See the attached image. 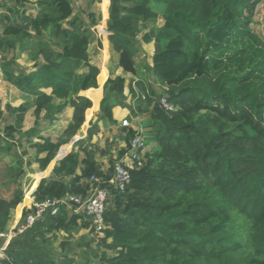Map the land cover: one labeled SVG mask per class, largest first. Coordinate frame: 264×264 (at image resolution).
<instances>
[{"label":"trees","instance_id":"1","mask_svg":"<svg viewBox=\"0 0 264 264\" xmlns=\"http://www.w3.org/2000/svg\"><path fill=\"white\" fill-rule=\"evenodd\" d=\"M95 1L101 2H90ZM254 1L102 2L106 16L110 3L108 39L125 73H137L139 34L145 29L143 41L155 42L148 68L161 92L140 83L141 93L132 89L135 109L127 102L126 77L108 78L97 121L87 136L32 186L38 185L36 201L87 195L93 175L108 181L114 171L115 158L110 157L108 170L97 159L104 153L92 141L99 122L117 124L116 106L129 108L139 118L147 114L140 129L121 128L127 145L141 136L147 149L146 138L152 147L124 189L111 187L101 253L96 254L100 264H264V35L256 29L258 20L250 6ZM74 2L1 3L0 68L5 81L35 97L36 120L24 131L31 102L6 106L14 119L6 116L0 153H14L5 185L15 188L11 197L0 193V233L9 232L15 208L20 215L32 202L30 192L25 196L24 157L31 152L27 164L37 162L45 169L61 146L86 127L92 100L95 107L87 118L98 108L101 94L89 89L98 88V77L107 75L92 62L89 46L101 17L93 10L76 9ZM32 4L35 13H29ZM17 52H30L36 62L23 65L13 54ZM86 90L92 99L81 94ZM162 96L175 110L162 106ZM69 107L73 116L61 135H43L42 123L57 120ZM64 147L67 151L71 143ZM31 210L25 209L23 218ZM91 225L86 214L61 204L56 214L48 212L13 236L0 264H59L60 250L69 242L54 247L55 234L61 231L72 238ZM5 239L0 237V247Z\"/></svg>","mask_w":264,"mask_h":264},{"label":"rangeland","instance_id":"2","mask_svg":"<svg viewBox=\"0 0 264 264\" xmlns=\"http://www.w3.org/2000/svg\"><path fill=\"white\" fill-rule=\"evenodd\" d=\"M5 1H7L9 3L11 0H0V14L3 12L4 7H5L3 4L1 5V3L5 2ZM90 1L91 0H75L74 6L76 9L81 8V7H85L86 10H92V9L94 11L96 10L98 17L100 18L102 16L101 19L99 20L98 25H100V28L102 26V28H104L106 30V22L108 21V17H109V5H110V3L107 7L108 16H106L105 13L102 12L103 11L102 2L99 5V4L91 3ZM32 5L33 6L30 8L29 13H34L37 9L35 4H32ZM250 6L254 9V14L256 17L255 19L258 20V24H256V29L260 34L264 35V0H255L254 2H252L250 4ZM101 13H102V15H101ZM161 24H162V22L160 21L158 25L160 26ZM146 31L147 30L144 29V31L142 33H140L138 36V39L141 41V46L135 55V61H136L138 73L135 75L132 73H124L123 72V74H124L123 76L126 77L125 94L128 96L127 102H130L131 105H133L135 107V109H137L138 104H136L134 102V100L136 99L135 98L136 96L133 95L132 89L135 92L141 93V87L139 85V81H141L144 78V76H146V74L144 73V63L147 64V63H149V61H151V63H153V54L155 52L154 51L155 50L154 45L150 46L148 48L150 50V52H148L147 50H145L143 48V43H147V42H144L142 39L143 35ZM1 32H2V28L0 27V33ZM106 33L109 35L108 30L106 31ZM93 34L94 35H93L92 39L94 40V44L92 45L91 53L95 57L99 56L98 58H100L102 55H104V52L100 55L101 49H99V47H101V46H99V44H97V41L95 40V31ZM99 35H101V34H99ZM89 49H90V46H89ZM110 51H111V53L114 52L111 45H110ZM115 53H117V52H115ZM13 54H16L18 61L20 63H22L23 65H26L28 67H32V65L36 62L30 52H19V53L17 52V53H13ZM104 56H102L100 58L101 64L104 63L105 67H106V65H109V64L112 66L114 61L113 60L108 61L110 59V56L108 54H106L105 57ZM147 75L149 77L148 89H150V91H151L154 88V90H156L157 94L160 93L161 92L160 87L154 85L153 78L151 75H149V71H148ZM143 97H144V95H143ZM136 102H137V100H136ZM134 103H135V105H134ZM1 107L5 108V105L3 104V100H0V109H1ZM30 109H31V106H30L29 110ZM146 117H147V114L140 116V118H139L135 115L134 112H132L130 110V114H129L128 118H130V120L132 122H134V123H136V125H138L137 123H139L140 121L143 122ZM86 121L89 123V119L86 118ZM3 122H4V124H3ZM95 122L89 123V124H91L89 129L91 128V126ZM5 126H6L5 121H3L1 119L0 120V135L3 134ZM81 128L78 130L76 135L80 136ZM143 129H144V127H143ZM58 130L61 132V129H58ZM95 130H97V129H95ZM98 130H100V124L98 125ZM145 130H146V128H145ZM119 135H120L119 134V127L112 125L110 127H104L101 135H98L96 133V136H93L92 141H93V143L98 144L100 149H102L104 152L110 151V153L113 155L112 149H114L115 145L117 147L119 145V143L121 142ZM146 140L149 143L148 149H150L152 147V141L150 139H147V138H146ZM103 147H105V148H103ZM148 149H147V151H148ZM58 155H59V152H58ZM101 156H102L101 154L98 155V159H99L98 161H100V163L102 164V167L104 169H109L110 168V162L107 159H106V161H104L103 160L104 158L100 159ZM110 157H113V156H110ZM14 161H15L14 153L11 154V157H10V154L3 155V153L2 154L0 153V193L2 195H4L5 197H11L12 192L15 188V186L13 184H10L9 186H6L4 184V179L9 177L8 173L10 170V165H13ZM23 183H24V190L26 193L28 190H30L29 188H31V184H32V178L29 174L24 178ZM31 206H32V202L30 203V205H27L26 207H24V209L22 208L23 209L22 216L19 215L20 221L23 219V213H24L25 209H30ZM14 210L12 211V217L13 218H12V222H11L12 227L10 226L11 227L10 229L13 228V225H14V227L17 226V225L15 226V224L17 222L15 223V221H14V218L16 217V212ZM13 212H15V215H13ZM91 226H92V228L90 227L89 229H81L79 232H75L73 234L72 238H67V234H65L64 232H61V231H59L55 234V235H57V238L53 241L54 247L58 248L60 243L67 242V241L69 242V244L66 245V248H62L60 250L61 253H59V258L57 259L59 264H100V260L98 257H96V254L101 253V248H100L99 243L104 238V234H103V232L100 233V232L96 231V229L94 228L93 225H91ZM58 249H60V248H58ZM102 249H103V246H102Z\"/></svg>","mask_w":264,"mask_h":264},{"label":"crops","instance_id":"3","mask_svg":"<svg viewBox=\"0 0 264 264\" xmlns=\"http://www.w3.org/2000/svg\"><path fill=\"white\" fill-rule=\"evenodd\" d=\"M103 1L104 0H101V2H103ZM101 2L95 1L93 3L100 5ZM32 6L33 5H31L30 7H32ZM82 8H85V7H82ZM95 12H96V10H95ZM102 12H104V11H102ZM101 15H102V13H101ZM106 31H107V22H106V30L104 28H102V26L100 28V25L95 26V40L97 41V44H99V41L102 43L101 47H99V49H101L100 55L104 52V55L105 56H106V54H108L110 56V59L108 61L113 60L114 62H113V65L112 66L109 64V65H106V67L104 66V63L101 64L100 58L102 56H104V55H102L100 58H98L99 56H96L95 57L94 55H92L91 49H92V45L94 44V40H92V42L90 44V49H89V52H90V55H91V60H92V62L94 64H96L100 68V73L103 71L107 76L103 80H100V77H98L99 87L98 88H91V89H89V90H93V91L98 90V92L101 94V97H100V100H99V103H98V108L94 111V113L92 114V116L89 118V123L97 121L98 114L100 112V102H101V100L103 98V95H104V92H103L104 83L107 81V79L109 77L115 78L116 76H119V75H122L123 76L124 75L123 74V72H124L123 69L121 67H119V65H118L119 55L117 53H115V52H112L111 53V51H110V42H109L108 34L106 33ZM99 33H101V35H99ZM153 45L155 46V42L154 41L151 42V43H143V48L145 50H147L148 52H150V50L148 48L150 46H153ZM99 46H100V44H99ZM152 65H153V63H151V61H149V63H147V64L144 63V73L146 74V76H144V78L141 81H139V85L142 82H144L146 85H148V83H149V81H148L149 80V77H148L147 73L149 71V75H151L152 78H153L154 85L160 86L159 84H157V82H156L153 74L150 73V70L148 68V66H152ZM137 73H138V70H137ZM137 73H135V75ZM45 91L48 92V93H50V90L49 89L48 90H45ZM81 94L82 95H85V96H88L89 98L92 99L91 94L88 92V90L82 91ZM0 100H3V104L5 105V108L4 107H1V109H0V112L1 111L3 112V115L0 116V120L2 119L3 121H6L5 120L6 119V116L10 120L11 119L12 120L14 119V115L8 114V112L6 111V106L8 104L12 105L13 107H18L23 102L30 101L31 102V109L25 115V119H24V122H23V128L22 129L25 131V130H28V129H30V128H32L34 126L35 120H36V118L34 116L35 97H33V96L30 97L28 95L23 94L15 86H13L12 84H10L7 81H5L4 78H3V72L1 70V68H0ZM92 102H93V106L86 111V118H87V114H88L89 110H91V109H93L95 107V103H94L93 100H92ZM113 113H114V117L118 121V123L117 124H111V123H104L102 121L99 122V124H100V130H98L97 134L98 135H101L104 127H110L112 125H115V126H118L119 127V134H120L119 136H120L121 142L119 143V145L117 147L115 145L114 146V149H112L113 155L110 153V151H105L104 153H102V156H101L100 159L104 158L103 159L104 161H106V159L109 161V159H110L109 157L110 156H113V158L117 157L119 150L123 149L127 145L126 142H125V140H124V138H123L125 132L121 129L122 126H123L122 122H123L124 119H127V120H129V122H131V124H132L131 127L135 128V129H140L139 123H137L139 125L138 126V125H136V123L132 122L130 120V118H128L129 117V114H130V110L128 108H123L121 106H116L113 109ZM45 114H46V112L43 111L42 116H44ZM72 116H73V108H70L69 107V108H67L65 110V112L57 120H55V121H44L42 123V126H41L42 134L43 135H49V136H52L53 139H57L61 135V133L64 130V128H66L68 126V124H69ZM85 123L87 125H86V127L83 126L81 128V134H80V136L79 135H76L80 139L85 138L87 136L88 129H89L90 125H91L87 121H85ZM3 124H4V122H3ZM58 129H61V132ZM144 130H145V127H144ZM94 136H96V134ZM69 143H72V140ZM69 143H66V144H64L62 146H66ZM71 147H73V145ZM103 148H105V147H103ZM6 154H8V153H4L3 155H6ZM32 155L33 154L30 152V155H27V156L24 157V168L23 169L25 170V173H28L31 176V178H32L31 188H29L30 190H28L25 194H27L28 192H30L31 193V198L33 199L34 198L33 193L36 190V188L38 187L40 181L43 178L49 176L52 173L55 165L57 164V162L60 159H59V156L57 155L56 158L53 160L54 163H52L53 162L52 161L45 169H41L39 167V164L37 162H32L31 164H27V162L29 161V159H30V157ZM10 157H11V154H10ZM97 159H98V157H97ZM104 170H108V169H104ZM39 174H40V177H39V180H38V183H37L38 185H36L32 189V186L36 183L37 177H38ZM5 183H6V180L4 179V184ZM24 207H26V206H24ZM24 207H23V209H24ZM23 209L21 208V213H20L21 216H22ZM14 211L16 212V217L14 218L15 223L17 222L15 224V226H16L20 222V217H19L17 208H15ZM15 212H13V215H15ZM13 228H14V225H13ZM7 240L10 241V239H5V243L7 242ZM1 248L2 247H0V259L3 258L4 257V254H5L4 250H2Z\"/></svg>","mask_w":264,"mask_h":264},{"label":"built area","instance_id":"4","mask_svg":"<svg viewBox=\"0 0 264 264\" xmlns=\"http://www.w3.org/2000/svg\"><path fill=\"white\" fill-rule=\"evenodd\" d=\"M161 104L167 111L175 110V106L165 96H162ZM122 124L123 126H132L131 122L127 119H124ZM129 145L125 146L127 150L123 156L115 157L113 175L108 181L93 175L90 178L91 189L85 196L69 194L62 199H45L42 201H36L33 198L32 206L30 207L32 210L27 213L26 217L16 227L10 229L7 234L0 233V237L11 239L17 233L24 232L38 219H42L48 212L56 214L61 204H68L69 207L73 206L75 212L86 214L91 219L96 231L101 233L106 227L105 211L108 200L111 197V187L118 190L124 189L130 182L131 171L137 164L140 166L144 162L143 157L147 152L145 137H135ZM8 242L7 240L2 246V250L6 249ZM4 257H6V254H4ZM10 260L13 261L11 258Z\"/></svg>","mask_w":264,"mask_h":264},{"label":"water","instance_id":"5","mask_svg":"<svg viewBox=\"0 0 264 264\" xmlns=\"http://www.w3.org/2000/svg\"><path fill=\"white\" fill-rule=\"evenodd\" d=\"M80 138L77 136H75L73 139H72V143H71V146L73 145L74 142H76L77 140H79ZM72 147H70V149H68L67 151H65V147L64 146H61L60 150H59V159H61L62 157H64L70 150H71ZM65 151V152H64Z\"/></svg>","mask_w":264,"mask_h":264}]
</instances>
